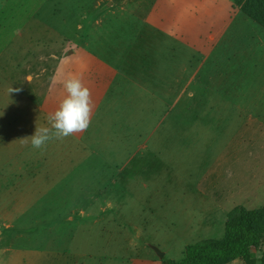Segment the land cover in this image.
Segmentation results:
<instances>
[{
  "label": "rangeland",
  "instance_id": "rangeland-1",
  "mask_svg": "<svg viewBox=\"0 0 264 264\" xmlns=\"http://www.w3.org/2000/svg\"><path fill=\"white\" fill-rule=\"evenodd\" d=\"M58 70L91 123L33 148ZM237 206H264V23L242 0H0V264H158ZM260 232L230 264H264Z\"/></svg>",
  "mask_w": 264,
  "mask_h": 264
},
{
  "label": "trees",
  "instance_id": "trees-1",
  "mask_svg": "<svg viewBox=\"0 0 264 264\" xmlns=\"http://www.w3.org/2000/svg\"><path fill=\"white\" fill-rule=\"evenodd\" d=\"M245 12L264 23V0H242ZM264 206L248 209L235 207L226 222V236L222 239H203L186 247L181 261L167 260L166 264H229L236 259H251L252 250L260 249V222Z\"/></svg>",
  "mask_w": 264,
  "mask_h": 264
},
{
  "label": "clouds",
  "instance_id": "clouds-1",
  "mask_svg": "<svg viewBox=\"0 0 264 264\" xmlns=\"http://www.w3.org/2000/svg\"><path fill=\"white\" fill-rule=\"evenodd\" d=\"M61 84L66 95L54 113L49 114L51 127H36L30 136L33 148H43L52 139H64L68 136L87 130L91 123V113L94 107L90 88L84 83L82 75L58 70L51 79V86ZM19 88H8V93L19 92Z\"/></svg>",
  "mask_w": 264,
  "mask_h": 264
},
{
  "label": "crops",
  "instance_id": "crops-1",
  "mask_svg": "<svg viewBox=\"0 0 264 264\" xmlns=\"http://www.w3.org/2000/svg\"><path fill=\"white\" fill-rule=\"evenodd\" d=\"M152 249H155V251L157 252V259H159V261H160L158 264H165V261L169 260V259H167V256H169L170 250L169 251L164 250V249H162L161 247H159L158 245H155V244L153 245V248ZM185 250H186V248L184 247V249H183V251L181 253V257L180 258H178V259H171V260L181 261L185 257ZM234 261H232V262H234Z\"/></svg>",
  "mask_w": 264,
  "mask_h": 264
}]
</instances>
